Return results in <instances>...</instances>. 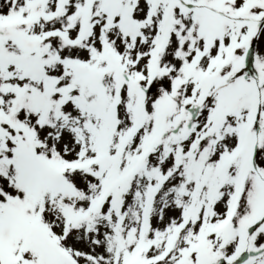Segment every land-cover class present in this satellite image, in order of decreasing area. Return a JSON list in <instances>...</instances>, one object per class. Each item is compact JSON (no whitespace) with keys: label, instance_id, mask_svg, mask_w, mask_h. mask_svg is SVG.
<instances>
[{"label":"snow or ice","instance_id":"6c2138e0","mask_svg":"<svg viewBox=\"0 0 264 264\" xmlns=\"http://www.w3.org/2000/svg\"><path fill=\"white\" fill-rule=\"evenodd\" d=\"M0 264H264V0H0Z\"/></svg>","mask_w":264,"mask_h":264}]
</instances>
